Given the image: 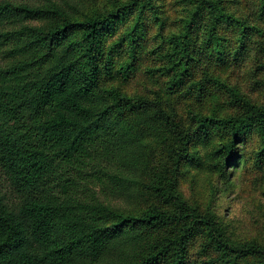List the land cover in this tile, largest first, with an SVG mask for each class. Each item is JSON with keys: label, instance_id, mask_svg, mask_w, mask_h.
<instances>
[{"label": "trees", "instance_id": "1", "mask_svg": "<svg viewBox=\"0 0 264 264\" xmlns=\"http://www.w3.org/2000/svg\"><path fill=\"white\" fill-rule=\"evenodd\" d=\"M170 1L0 0V264H264L214 209L240 161L264 195V100L221 76L264 71V0Z\"/></svg>", "mask_w": 264, "mask_h": 264}, {"label": "rangeland", "instance_id": "2", "mask_svg": "<svg viewBox=\"0 0 264 264\" xmlns=\"http://www.w3.org/2000/svg\"><path fill=\"white\" fill-rule=\"evenodd\" d=\"M166 1V6L163 8L165 16L168 14L175 15L174 7L170 0ZM242 6L245 8L246 0H240ZM170 20V19H169ZM264 27V24H260ZM264 43V32L262 34H253V39L250 42V46L258 47ZM246 55L244 60H238L236 63H232L230 68L222 74V77L229 80L230 83H236L241 80L249 89L253 88L252 92L248 95L253 100H264V86L258 84L260 80H264V71H259L258 63L255 62V57ZM263 62V56H261ZM232 70V71H231ZM145 81V82H144ZM130 84V91H143L146 82L145 77L142 73L136 75ZM236 111V110H235ZM238 111V110H237ZM257 172L252 168V165L248 162L242 164L240 161L236 169L230 173L227 180H220L219 183L216 181L215 187V203L214 209L224 227H227V233L237 240L244 241L255 239L259 242H264V195L262 194V185L259 180L256 179ZM211 179H204L203 185L208 189L212 185ZM100 189L97 188L99 192ZM183 191L189 196V192L186 187ZM211 191V189H210ZM207 192L206 198L208 197ZM108 194V195H107ZM105 194L100 190V198L106 201H111L112 204L126 207L129 210H134L138 207L137 203L125 198L120 191H117L115 195ZM199 241L189 251L190 258L195 259L193 253L199 250ZM204 258H207L206 256Z\"/></svg>", "mask_w": 264, "mask_h": 264}]
</instances>
